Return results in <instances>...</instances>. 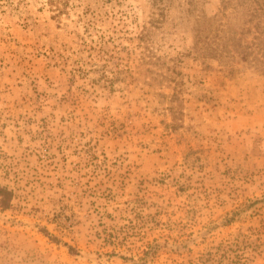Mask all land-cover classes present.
Masks as SVG:
<instances>
[{"label":"rangeland","instance_id":"rangeland-1","mask_svg":"<svg viewBox=\"0 0 264 264\" xmlns=\"http://www.w3.org/2000/svg\"><path fill=\"white\" fill-rule=\"evenodd\" d=\"M151 13L0 0V264H264V68Z\"/></svg>","mask_w":264,"mask_h":264},{"label":"trees","instance_id":"trees-1","mask_svg":"<svg viewBox=\"0 0 264 264\" xmlns=\"http://www.w3.org/2000/svg\"><path fill=\"white\" fill-rule=\"evenodd\" d=\"M173 7H178L181 20L196 15V56L208 60H252L264 68V0H220L219 12L213 16L197 13L198 0H152L148 24L140 33L146 42L151 28H159L168 19ZM226 64V63H225ZM13 191L0 185V209L11 206ZM235 264H245L241 259Z\"/></svg>","mask_w":264,"mask_h":264}]
</instances>
